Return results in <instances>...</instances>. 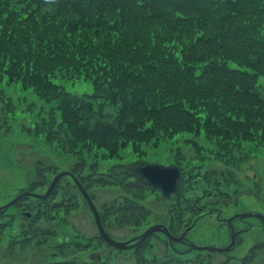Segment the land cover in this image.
<instances>
[{
    "label": "trees",
    "instance_id": "16d2710c",
    "mask_svg": "<svg viewBox=\"0 0 264 264\" xmlns=\"http://www.w3.org/2000/svg\"><path fill=\"white\" fill-rule=\"evenodd\" d=\"M263 75L264 0H0V120L7 123L13 110L1 86L52 103L47 121L34 131H45L51 140L57 138L56 129L65 131L70 149L79 144L81 150L115 153L128 144L136 147L177 135L227 154L247 142L264 146V91L257 86ZM62 82L86 84L90 95H71ZM104 109L109 111L103 114ZM44 164L36 163L31 190L46 183L43 175L51 168L44 170ZM225 170L205 180L235 184ZM71 172L83 182L93 178L79 167ZM108 177L97 179L98 185L120 179L131 193L148 186L141 178L115 175L112 168ZM260 183L251 189L264 196V181ZM179 185L175 194L181 192ZM58 186L47 199L24 198L0 214V238L9 239L0 257L20 256L31 242L33 262L49 244L56 251L45 256L44 264H73L66 249L72 242L52 244L55 228L40 229L59 209L48 201L54 200ZM24 200L31 216H22L20 230L11 236L7 219L16 221L15 210ZM195 201L187 199L183 205L195 211ZM107 208L104 214L99 210L105 229L109 213L125 223L140 219L144 211L128 196L114 198ZM169 208L168 224L179 227L182 209ZM148 239L131 250L133 264H211L208 258L178 256L175 243H167L163 259L153 253L146 261L144 255L153 249Z\"/></svg>",
    "mask_w": 264,
    "mask_h": 264
},
{
    "label": "rangeland",
    "instance_id": "374dc122",
    "mask_svg": "<svg viewBox=\"0 0 264 264\" xmlns=\"http://www.w3.org/2000/svg\"><path fill=\"white\" fill-rule=\"evenodd\" d=\"M62 85L71 95H90L91 89L86 84L72 85L71 82H62ZM257 85L261 91H264V75L258 78ZM1 89L11 100L13 110L7 123L2 118L0 120V206L24 190L37 194L44 193L50 180L61 174L57 181L59 188L56 190L55 198L53 201L52 198L48 200L49 203L59 204V209L54 210L47 220L40 223L42 226L40 229L55 228L52 244L61 241L72 242L66 248L72 252L71 255H67L69 263L76 264L83 260L90 264L88 255L97 252L100 255L99 263L133 264L131 250L116 252L98 238L92 214L69 178V172L76 167L82 169L84 173L93 175V178L90 177L85 182L79 181L85 184H81L82 187L92 195L91 200L98 213L100 210L104 214L116 197L128 196L133 204L143 207L144 211L140 219L129 218L125 223H120L121 220L111 216L110 213L106 215V229L102 223L103 227L111 238L117 241L134 238L156 224L167 226L170 221L167 220L170 216L169 207L174 205L182 209L183 218L180 220L179 227L172 228L173 223H171V235L177 237L182 232L186 233V241L197 246L222 247L228 244L229 231L225 223L215 220L216 215L224 221L236 213L253 212L264 216V196L260 195L256 189H251L264 181V146H255L247 142L240 150H232L227 154L221 149L202 142H198L200 146H196L183 140L184 135H177L174 140L150 142L136 147L128 144L118 148L115 153L102 149L81 150L79 144L70 149L66 146L71 141L70 135L64 133L65 131L55 128L58 134L57 138L52 140L46 137L45 131H34L37 124L47 121L48 109L52 103L45 105L41 101L37 102L33 96L23 94L15 88L1 86ZM22 96L26 97L24 102L20 100ZM107 111L109 110L104 109L103 114ZM55 118L58 122L59 115L56 112ZM40 162L45 163L44 170L49 166L51 168L49 171L52 172L46 176L43 175V181H48L47 184L39 185L37 189L31 190V185L29 187L28 185L34 180L36 163ZM123 163L162 165L177 163L181 173L179 181L181 192L179 194L174 192L168 198L162 197L160 192L152 187H147L140 193H131L124 190L120 179L116 180V183L98 185L97 179H110V177L107 178L110 169ZM224 169L231 172L235 184L229 185L219 180L209 183L205 180V178L213 177L214 174H216L214 178L218 177L217 173ZM65 171L69 174H64ZM73 174L78 179L77 173ZM43 181L40 178L38 183ZM237 187L240 188V192L235 191ZM237 196L240 197L236 199ZM192 198H196L195 203L198 204L195 211H189L183 205L187 199ZM34 200L39 199L34 198ZM27 205L26 207V204H21L19 209L15 210L16 221L7 219L9 222L6 223L14 231L11 236H16L20 230L18 226L22 212H30L31 207L29 203ZM207 211L210 212L206 213ZM99 215L101 218L100 213ZM232 224L234 231L237 232L236 243L228 253L199 252L191 250L190 246L182 243H175L173 247L178 250L177 255L182 258L187 253V259H194L197 256L208 258L211 264H264V231L260 221L256 218H242L235 220ZM7 241H9L8 238H0V250L6 248ZM79 241H84L81 242L84 245L78 246L76 243ZM148 241L153 243L151 244L153 249L144 255L146 261L153 253L158 259H163L162 255L168 254L166 251L168 241L162 233L155 232ZM29 245L27 249L24 248L20 256L18 253L12 258L0 257L2 259L0 262L2 264H44L45 256L52 255L56 251L48 244L45 246L47 247L45 251L43 250V256L34 259L35 262H33L31 255L33 245L31 242ZM55 257V261H60V257ZM50 260L48 259V262Z\"/></svg>",
    "mask_w": 264,
    "mask_h": 264
},
{
    "label": "water",
    "instance_id": "95a60500",
    "mask_svg": "<svg viewBox=\"0 0 264 264\" xmlns=\"http://www.w3.org/2000/svg\"><path fill=\"white\" fill-rule=\"evenodd\" d=\"M113 172L114 173H125V174H129V175H134V176H138L143 178L145 181H147L148 183H150L151 185H153L156 188H159L162 195L163 196H168L171 192H173L176 188V183L179 177V172L178 169L176 167H164L161 165H157V164H147L144 166H130V165H121V166H117L115 168H113ZM64 174H69L68 172L64 173ZM61 177V174L56 175L52 182L49 185V188L47 190V192L44 195H33L37 198H42L45 197L47 195V193L49 192V190L53 187V185L55 184V182L58 180V178ZM74 182L76 183L79 191L81 192L82 196L84 197L89 210L92 213L93 216V220L98 232V236L108 245L112 246L115 249L118 250H128L131 249L135 246H137L146 236H148L151 233L154 232H161L163 234H165V236L168 238L169 241H179L181 238L184 237V233H182L180 235L179 238H175L172 237L171 235H169L167 229L163 226V225H153L151 227H149L148 229H146L141 235H139L138 237L132 238L128 241H124V242H120V241H115L113 239H111L109 237V235L103 230L98 213L93 205V203L91 202L90 198L88 197V195L85 193V191L80 187V185L76 182L75 179H73ZM23 195H20L18 197H16L15 199H13L12 201H10L8 204H6L5 206H3L4 209H6L8 206L12 205L17 198H20ZM252 216L251 213H245V214H241L239 215L240 218H244V217H249ZM256 217H258L263 225V229H264V220L263 218L256 214L254 215ZM230 220H227L228 225L230 226ZM230 228L232 229V227L230 226ZM233 237L234 234H231V242L230 244L225 247V248H215V247H198V246H194L192 245L191 248L196 249V250H208V251H212V252H225L228 251L231 246L233 245ZM95 258H93L95 261L98 260V255L94 254Z\"/></svg>",
    "mask_w": 264,
    "mask_h": 264
},
{
    "label": "flooded vegetation",
    "instance_id": "af4514ba",
    "mask_svg": "<svg viewBox=\"0 0 264 264\" xmlns=\"http://www.w3.org/2000/svg\"><path fill=\"white\" fill-rule=\"evenodd\" d=\"M220 220V219H219Z\"/></svg>",
    "mask_w": 264,
    "mask_h": 264
}]
</instances>
